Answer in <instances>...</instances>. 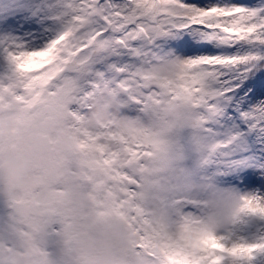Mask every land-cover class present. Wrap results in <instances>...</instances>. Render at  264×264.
Returning <instances> with one entry per match:
<instances>
[{
	"label": "snow or ice",
	"instance_id": "6c2138e0",
	"mask_svg": "<svg viewBox=\"0 0 264 264\" xmlns=\"http://www.w3.org/2000/svg\"><path fill=\"white\" fill-rule=\"evenodd\" d=\"M105 92L145 118L182 102L188 122L131 136L88 126ZM36 121L70 147L39 156L20 191L0 195V264H65L57 237L70 218L55 205L69 178L80 227L123 220L153 264H264V0H0V165L25 154ZM44 184L52 201L37 214ZM194 184L223 197L215 214Z\"/></svg>",
	"mask_w": 264,
	"mask_h": 264
},
{
	"label": "clouds",
	"instance_id": "9594fccd",
	"mask_svg": "<svg viewBox=\"0 0 264 264\" xmlns=\"http://www.w3.org/2000/svg\"><path fill=\"white\" fill-rule=\"evenodd\" d=\"M168 69L161 66L157 75L163 76ZM123 102L115 95L100 93L89 102V108L83 116L84 123L95 127L98 125L112 126L120 133L131 136L141 127L155 126L162 134L180 129L188 122L189 110L182 102H175L165 106L158 118H145L140 115H129L122 111ZM8 124L7 115L3 117ZM23 155H7L0 165V195L15 194L27 182L32 167L42 154H59L69 149L67 140L58 139L55 143L49 142V131L36 121L23 133ZM66 202L55 205L58 211L70 218L69 227L57 237V246L61 250L65 264H153L151 258L142 252L132 251V237L126 223L116 217H106L91 221L86 228H81L78 217L82 214L84 201L68 203V199L76 190L75 182L69 178L64 183ZM194 194L207 200L204 213L208 216L215 214L224 203L219 194L211 192L201 193L200 186L194 184ZM52 191L47 184L40 187L36 196L37 214L44 205L52 201ZM166 215L176 214L175 209H167ZM71 233L70 247L65 249L64 242ZM40 240L43 244L47 240L45 232H41ZM38 257L32 258V264H38Z\"/></svg>",
	"mask_w": 264,
	"mask_h": 264
},
{
	"label": "rangeland",
	"instance_id": "374dc122",
	"mask_svg": "<svg viewBox=\"0 0 264 264\" xmlns=\"http://www.w3.org/2000/svg\"><path fill=\"white\" fill-rule=\"evenodd\" d=\"M176 138L179 141V144L184 148L185 155H191L189 149L191 147L189 141L192 136V133L188 129H182V130H177L175 133Z\"/></svg>",
	"mask_w": 264,
	"mask_h": 264
}]
</instances>
